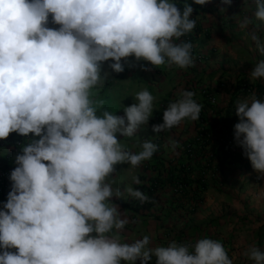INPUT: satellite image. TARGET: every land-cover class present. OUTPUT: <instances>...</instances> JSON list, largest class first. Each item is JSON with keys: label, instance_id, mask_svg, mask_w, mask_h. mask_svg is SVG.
Masks as SVG:
<instances>
[{"label": "clouds", "instance_id": "9594fccd", "mask_svg": "<svg viewBox=\"0 0 264 264\" xmlns=\"http://www.w3.org/2000/svg\"><path fill=\"white\" fill-rule=\"evenodd\" d=\"M253 3L255 19L264 22V0ZM193 12L188 0L182 9L176 0H0V139L11 133L17 147H9L19 153L0 210V264H149L153 256L156 264H233L223 244L208 237L194 245L173 241L151 247L148 235L122 242L120 233L130 221L110 199L127 193L141 203L151 200L127 185L121 193L109 178L117 164L135 168L152 161L158 146L151 141L158 138L143 139L139 151L117 138L118 133L131 138L152 122L155 97L147 89L136 92L138 103L123 111L116 104L121 116L108 110L97 114L104 105L94 92L105 80L101 66L111 59L109 67L120 73L122 59L131 56L154 66H191L192 44L180 38L195 28ZM49 14L58 29L47 26ZM238 23L244 29L252 20ZM250 37L264 54V41L255 32ZM249 78H264V60ZM194 95L182 91L152 130L158 134L186 118L197 120L202 105ZM235 110L236 142L264 175V101L252 93ZM180 150L170 159L184 157V145ZM132 181L141 183L136 176ZM244 255L264 264L257 246Z\"/></svg>", "mask_w": 264, "mask_h": 264}, {"label": "crops", "instance_id": "0c3cea01", "mask_svg": "<svg viewBox=\"0 0 264 264\" xmlns=\"http://www.w3.org/2000/svg\"><path fill=\"white\" fill-rule=\"evenodd\" d=\"M176 1L184 3V0ZM188 3L194 8L190 18H195L197 22L195 28L189 32V39H180L192 44L194 62L191 66L181 69L167 62L154 66L148 61H137L131 56L127 60L122 59L125 70L116 73L109 67V64L114 62L110 59L101 66L104 81L110 79L109 86L102 90V84L97 86L94 92L98 89L97 95H107L123 111V107L130 106L131 102L138 103L134 99L136 92L149 90L155 97L153 114L149 118L152 120L149 126L152 127L163 122V112L169 102L181 98V92L184 90L193 92L191 85L194 81L214 86L217 107L213 111L217 118L221 117L220 108L224 107L238 76L246 79L248 85L253 87V84L257 83L264 89V78H249L254 65L264 60V54L257 50L250 37V33L255 32L264 41V22L255 19L256 8L253 1L232 0L230 6L223 5L222 0H210L205 5H197L194 0H188ZM221 8H225V11L222 12ZM245 17H249L252 23L241 29L238 21ZM47 26L54 29L60 27L52 22V14H49ZM247 98L242 96L241 101ZM193 99L201 103L197 95ZM203 113L209 115L207 111ZM195 121L186 118L170 130L158 134L153 130L150 132L157 134L161 144H167L161 147L165 154L173 148L171 142L176 143L173 149L179 150L180 143L182 147L195 139ZM117 138L120 139L119 135ZM0 154L7 163L17 165L15 160L19 153L11 147L0 148ZM164 156L165 159L168 157ZM173 161L172 159L171 162ZM148 162L150 161L135 168L127 163L117 164L116 172L109 178L115 181L112 186L124 193L126 185L134 188L133 176L138 177L141 182H147L148 177L156 175V168L168 169L177 164L153 163V166ZM191 166L196 167L194 163H191ZM245 169L248 171L239 176L235 174L239 170L236 167L228 175L216 174L206 178L198 198H193L191 193H172L170 188L165 187L159 194L160 201L143 213L123 203L131 198L127 197V193L120 198L111 197L112 203L116 204L119 211L130 221L120 233L122 242L131 243L148 235L151 247L167 246L173 241L177 243L178 236L179 243L182 242L179 231H184L185 235L194 234L190 236V240H199L200 236L206 233L223 244L233 264H255L244 253L251 246H257L264 252V175L252 166ZM121 264L126 262L121 261ZM135 264H140V261L137 260ZM149 264H156L155 256Z\"/></svg>", "mask_w": 264, "mask_h": 264}, {"label": "trees", "instance_id": "16d2710c", "mask_svg": "<svg viewBox=\"0 0 264 264\" xmlns=\"http://www.w3.org/2000/svg\"><path fill=\"white\" fill-rule=\"evenodd\" d=\"M178 3V6L182 9L183 4ZM185 37H189V33H186L181 39H184ZM189 39V38H188ZM200 84V83H199ZM198 82L194 81V83L191 85L193 93H195L194 97L197 94L198 89ZM248 83L246 82V79H244L242 76H238L236 79L234 89L232 90L230 96L226 99V103L222 109V115L220 118H217L214 114V111L209 112L208 109H211L209 105H207L203 99H200V104L202 105L201 112L199 114V118L195 121L196 124V133H195V139L189 141L188 143L184 144V157L180 159H176L173 162H164V160L160 156V152H163L162 144L158 140L151 141L152 143L156 144L158 146V150L154 153L155 159L148 162L151 163L153 166V163H177L176 165H173V167H169L168 169L164 168H156V175L153 177H149L146 182H141L140 184H135L134 189H139L142 191L145 195L148 197H151L150 201L141 203L137 199L128 198L123 203L128 207H133L134 210L143 213L145 210H149L154 204L158 203L160 201V192L165 187L166 188H172L177 185V190H170L172 193L179 192L185 195L186 193H191L193 195V198H198V195L200 191L205 186V182L201 181L199 176L198 168L200 167V159L204 157L205 153L207 151L210 152V155H208V158L212 156L213 153L216 152V149L213 147V145L208 146L209 140L207 136L205 135L207 131H209L211 128H214L217 124H221L222 127L229 128L231 126H234L236 123L239 122V117L236 115V106L237 102L241 101L242 96L245 93V89L249 87ZM252 87V86H251ZM254 93L256 94V98L262 101V97L264 95V89L260 86V84L254 83L253 84ZM195 90V91H194ZM95 98L104 100L103 107L98 109L97 114L102 115V112L104 110H108L110 112L115 113L116 115H122V111L119 109V107L112 103V101L109 99L107 95H101L97 96ZM203 111L209 112L203 113ZM234 129V127L232 128ZM198 140V142L196 141ZM223 150V148L221 149ZM223 162V163H221ZM226 162V163H225ZM239 155L234 153L232 154L227 161H220L217 163V165L221 168H229L232 169L237 165H241L244 168H250L251 162H245V163H239ZM189 163H194L195 168L192 167ZM0 164L4 167H6L9 170H14L17 165L9 164L6 162V159L0 157ZM151 165V166H152ZM197 169V170H196ZM196 170V173L194 174V171ZM141 177V176H140ZM182 237V242L179 243L180 237L178 236V244H189L194 245L198 240H190V236L194 234H188L185 235L184 231H179V233ZM208 237L211 239H214L215 237H212L210 234H203L200 236V238Z\"/></svg>", "mask_w": 264, "mask_h": 264}, {"label": "built area", "instance_id": "2783aa9c", "mask_svg": "<svg viewBox=\"0 0 264 264\" xmlns=\"http://www.w3.org/2000/svg\"><path fill=\"white\" fill-rule=\"evenodd\" d=\"M185 38L188 39L189 37ZM252 93H254V89L253 87L249 86L245 89L243 96L249 97ZM197 96L199 99H203V101L211 107V109H208L209 112H212L214 108L217 107V98L215 95L214 86L212 84L200 83L197 89ZM262 101H264V97H262ZM233 127L234 126H231L227 129L222 127L221 124H217L214 128H211L206 132L205 135L209 140L207 147L213 145V147L216 149V152L213 153L210 158H208L210 152L207 151L204 157L200 159L202 165L200 167L198 177L201 181L205 182L206 178L213 177V173H218L219 171L222 173H227L229 168H221L217 165V163H219V160L227 161V159L234 153L239 155V163L250 162V160L244 154V149L236 142L234 135L235 129H232ZM10 135L7 138L0 139V148L4 146H11L13 148L15 146L17 147L16 141H12L13 143H10ZM222 148L223 150H221ZM0 157L2 158L1 154ZM10 173V170L0 164V210H5L4 204L7 201L8 193L11 191L12 181L9 179Z\"/></svg>", "mask_w": 264, "mask_h": 264}, {"label": "rangeland", "instance_id": "374dc122", "mask_svg": "<svg viewBox=\"0 0 264 264\" xmlns=\"http://www.w3.org/2000/svg\"><path fill=\"white\" fill-rule=\"evenodd\" d=\"M253 1V0H252ZM109 81H110V79H108V81L106 82V81H104V83H103V87H102V90L103 89H107L108 88V84H109ZM99 91H98V89H97V93H98ZM96 93V94H97ZM97 96V95H96ZM133 104V102H131V104L130 105H132ZM152 127L151 126H149V125H146V126H142L140 129H138L137 130V132H136V134L133 136V137H131V138H128V137H123L121 134H117V137H118V135H119V138L121 139V142H123L124 144H126V142H127V147H129V148H132L131 147V144H132V146L133 145H136V147L135 148H133V150L134 151H139L140 150V147H139V144L140 143H142L144 140L143 139H148L149 140V138H158V137H156L157 136V134H151V129ZM140 134H142V135H144V136H140ZM167 144H162V146H166ZM180 148H181V143H180V146H179V150H177V149H170V151H168L167 153H165L164 154V151L163 152H160V156H161V158L164 160V162H168V161H172V159H170V157L172 156L173 158L176 156V155H180L181 154V150H180ZM164 155H166V156H168L166 159H168V160H166L165 159V156ZM155 154L153 155V157L150 159V160H153V159H155ZM170 159V160H169ZM144 162H147V160L146 161H143L142 163H144ZM236 167H238L239 168V170H237L236 172H235V174L236 175H241V173H243V174H245L246 172L245 171H248V170H246L244 167H242L241 165H237V166H235V168ZM234 170V169H233ZM232 171V170H231ZM231 171H229V172H227V173H222V172H218V173H213V175L215 176L216 174H220V175H225V174H229ZM233 172V171H232ZM10 251H12V250H14L13 248L12 249H9ZM3 251V249H0V252H2Z\"/></svg>", "mask_w": 264, "mask_h": 264}]
</instances>
